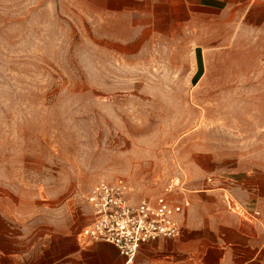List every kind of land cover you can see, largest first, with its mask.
I'll return each mask as SVG.
<instances>
[{
    "label": "rangeland",
    "instance_id": "obj_1",
    "mask_svg": "<svg viewBox=\"0 0 264 264\" xmlns=\"http://www.w3.org/2000/svg\"><path fill=\"white\" fill-rule=\"evenodd\" d=\"M68 1L0 0V264L74 238L99 181L124 179L136 202L180 171L215 175L249 181L241 204L264 202V42L236 26L222 40L199 10L167 32L78 18Z\"/></svg>",
    "mask_w": 264,
    "mask_h": 264
},
{
    "label": "crops",
    "instance_id": "obj_2",
    "mask_svg": "<svg viewBox=\"0 0 264 264\" xmlns=\"http://www.w3.org/2000/svg\"><path fill=\"white\" fill-rule=\"evenodd\" d=\"M68 2L71 10H76L73 15L78 18L108 17L126 22L139 19L143 25L168 27L167 32H173L174 26L195 27L199 10L208 15V28H221L222 40H228L224 38L228 35L225 30L236 26L238 33H252L253 41L264 42V0ZM181 173L187 183L185 198L189 207L178 217L180 237L143 246L131 264H264V202L245 205L234 198L244 194V183L249 181L208 175L191 185ZM209 177L213 178V183L205 182ZM227 196L245 211V215L234 212V205ZM180 200L181 196L176 197V201ZM77 234L71 239L45 244L42 253H30L29 264H125L113 246L102 242L82 245L76 241ZM162 243H171L178 249L162 251ZM49 246L56 248L50 253Z\"/></svg>",
    "mask_w": 264,
    "mask_h": 264
},
{
    "label": "built area",
    "instance_id": "obj_3",
    "mask_svg": "<svg viewBox=\"0 0 264 264\" xmlns=\"http://www.w3.org/2000/svg\"><path fill=\"white\" fill-rule=\"evenodd\" d=\"M205 182L213 183V178H206ZM130 192L122 178L94 184L85 198L92 217L78 232L76 241L82 245L109 244L124 258L125 264H131L143 246L180 237L178 217L189 207L185 198L187 183L181 171L153 198L134 202ZM178 196L180 201H176Z\"/></svg>",
    "mask_w": 264,
    "mask_h": 264
},
{
    "label": "water",
    "instance_id": "obj_4",
    "mask_svg": "<svg viewBox=\"0 0 264 264\" xmlns=\"http://www.w3.org/2000/svg\"><path fill=\"white\" fill-rule=\"evenodd\" d=\"M194 57H195V63H196V71L190 80V83L192 86L196 84V82L199 80V78L203 74L202 52L200 48L194 49Z\"/></svg>",
    "mask_w": 264,
    "mask_h": 264
}]
</instances>
